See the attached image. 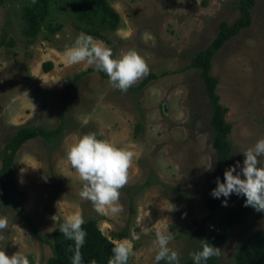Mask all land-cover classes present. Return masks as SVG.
I'll return each instance as SVG.
<instances>
[{"label": "rangeland", "instance_id": "374dc122", "mask_svg": "<svg viewBox=\"0 0 264 264\" xmlns=\"http://www.w3.org/2000/svg\"><path fill=\"white\" fill-rule=\"evenodd\" d=\"M26 1L0 0V36L7 33L8 39L16 40L14 46L0 50V152L22 125L58 126L67 82L86 73L69 96L71 123L65 134L53 142L42 137L30 140L17 151L12 195L0 205V216L8 219V227L0 231L6 254L19 251L30 264H46L51 246L24 223L25 215L51 239L59 224L79 212L85 220L96 219L110 238L130 226L125 239L135 254L127 264H157V229L173 234L169 247L179 252L180 261L192 258L195 221L201 222L206 214L205 200L213 183L215 150L204 82L198 69L187 66L217 35L220 22L231 24L239 17L238 0H109L122 23L106 33L111 44L93 37L111 47L114 57L137 50L150 68L127 92L115 88L100 71L90 72L94 65L65 62L66 49L84 32L70 3L64 7L61 1L53 9L63 22L61 30L50 35L44 26L36 39L29 40L22 32L21 7ZM252 14V24L216 53L211 69L219 80L220 102L228 108L234 165L239 161L241 167L243 150L264 138V0H257ZM46 61L53 62L49 71ZM149 74L156 77L143 90H131ZM139 122L142 128L137 131ZM90 132L136 153L129 181L120 190L123 211L118 214L97 212L91 201L80 197L83 182L67 160L71 145ZM147 181L150 186L140 187ZM241 196L224 198L227 206L222 203L205 224L208 232ZM262 228L264 211L249 213L214 257L220 264H236L238 246Z\"/></svg>", "mask_w": 264, "mask_h": 264}, {"label": "trees", "instance_id": "16d2710c", "mask_svg": "<svg viewBox=\"0 0 264 264\" xmlns=\"http://www.w3.org/2000/svg\"><path fill=\"white\" fill-rule=\"evenodd\" d=\"M63 1L62 5L66 7L71 5L73 8V16L78 22V28L86 34L103 39L111 44V40L106 36L107 32L119 29L122 20L121 16L111 5L109 0H27L21 7L22 32L29 40L36 39L43 27L45 26L49 34H56L63 27V22L58 21L53 13L56 4ZM257 0H238L239 17L231 24L222 21L219 24V31L214 39L204 49L198 50L191 58L187 68H196L200 72L201 79L204 82L205 91L211 105L210 125L213 130L212 144L215 150V164L211 170L213 183L210 188V196L206 198V214L202 221L197 222L198 227L194 231L196 244L194 252L202 250L201 240L206 239L213 246L219 247L225 244L234 231L241 225L243 219L249 213L255 211L251 206L245 207L246 196L242 195L236 206L222 215L217 221V227L212 232H208L205 224L209 222L215 212L221 207L224 198H214L212 190L217 187V178L221 182L224 181V172L230 166L234 165L233 144L230 140L232 125L227 121L226 115L228 108L220 102V95L217 92L219 80L211 72L212 60L216 53L233 37L239 35L244 29L248 28L253 22L252 10ZM16 40L12 37L8 39V34L0 36V50L3 47L14 46ZM53 67L52 61H46L44 68L46 71ZM90 72L97 71L95 67L88 69ZM104 77L108 75L100 71ZM86 72L79 73L69 79L64 92V99L61 106L62 120L56 127L50 128L44 125H22L17 128L5 141L0 152L1 168H0V205L6 203L7 197L10 198L12 192V172L16 167L17 151L30 140L42 137L48 142L60 138L65 134L67 126L71 121L70 114L66 108L69 96L74 85ZM156 77V74H149L138 87L131 90H143L148 82ZM137 131L142 128L139 122L136 124ZM147 181L140 187L150 186ZM140 187L135 186V189ZM12 200V199H11ZM132 205L131 211H134ZM25 224L33 227L37 236L43 242L50 244L52 255L47 259L46 264H72V256L74 255L75 242L66 239L60 232V227L56 228L52 233V239L39 232L32 218L25 215ZM87 232L85 243L81 248L82 264H90L95 259L97 264H108L109 258L112 257V248L115 239H125L130 236L129 225H126L121 231L113 233L114 238H110L100 229L96 219H86L82 226ZM0 247H2L0 243ZM236 264H264V228L256 230L238 246L234 252ZM167 264L165 260L159 262ZM179 264H195L193 258H186ZM202 264H220L213 256Z\"/></svg>", "mask_w": 264, "mask_h": 264}, {"label": "clouds", "instance_id": "9594fccd", "mask_svg": "<svg viewBox=\"0 0 264 264\" xmlns=\"http://www.w3.org/2000/svg\"><path fill=\"white\" fill-rule=\"evenodd\" d=\"M64 59L69 65L81 62H86L89 66L94 65L97 71H103L108 75L110 83L115 88L123 92H127L150 71L146 59L137 50L130 49L114 57L111 47L84 32H81L74 44L66 49ZM242 153L245 156L243 166L241 167L238 161L226 169L224 181L221 182L217 178V187L211 194L214 198L221 196L228 198L233 193L244 195L245 207L251 206L258 212L264 211V162L261 160L264 157V138ZM135 155L136 153L128 146L121 147L107 139H98L95 132L84 134L67 151V160L83 182L80 197L91 201L97 212L104 213L105 210L112 214L122 212L123 206L119 203L120 190L129 181V170ZM211 167L212 164L208 169L211 170ZM238 168L240 171H237ZM223 204L227 206V199ZM84 224L85 219L77 212L56 227H60V232L66 239L75 242L72 264H82L81 248L87 236L82 227ZM7 227V217L0 216V231ZM155 236V244L158 245L155 256L157 264L162 260L167 264H179V252L169 247L174 239L173 234L167 229H157ZM3 241L4 237L0 235V242ZM201 245V251L190 254L195 264H202L211 257L220 255L221 249L210 244L208 240L202 239ZM112 252L108 264H127L129 258L135 254L133 244L126 239L114 242ZM0 264H30V261L19 251L9 256L4 247H0ZM90 264H97V261L93 259Z\"/></svg>", "mask_w": 264, "mask_h": 264}]
</instances>
